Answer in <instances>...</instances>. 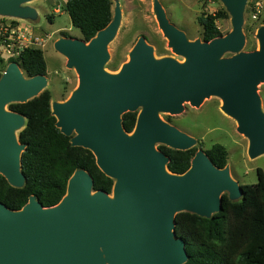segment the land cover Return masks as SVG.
I'll return each instance as SVG.
<instances>
[{
	"label": "water",
	"instance_id": "1",
	"mask_svg": "<svg viewBox=\"0 0 264 264\" xmlns=\"http://www.w3.org/2000/svg\"><path fill=\"white\" fill-rule=\"evenodd\" d=\"M30 0H0V13L28 17ZM232 14L233 29L211 40H190L169 20L160 0H154L159 25L174 52L185 57H156L144 36L117 72H109L108 45L121 17L89 40L62 36L57 51L79 74V86L64 102L52 104L56 125L74 146L90 149L100 169L115 179L111 192L94 189L86 169L70 177L61 201L44 206L35 196L20 209L0 202V264H185L186 241L176 232V215L190 211L210 217L222 209L223 194L237 200L241 184L229 165L220 168L199 149L184 173L169 170L161 142L186 150L197 139L159 115L178 113L184 101L199 106L207 96L223 99L222 110L238 122L249 138L251 157L264 154V110L258 84L264 81V26L260 46L244 50L246 0H223ZM231 56H223L225 52ZM47 85L46 74L28 77L11 61L0 78V173L16 187L24 185L17 129L26 125L23 113L7 103L27 102ZM128 132L123 115L137 111Z\"/></svg>",
	"mask_w": 264,
	"mask_h": 264
},
{
	"label": "trees",
	"instance_id": "2",
	"mask_svg": "<svg viewBox=\"0 0 264 264\" xmlns=\"http://www.w3.org/2000/svg\"><path fill=\"white\" fill-rule=\"evenodd\" d=\"M72 24L89 40L113 19L112 0H67L64 6ZM225 8L198 16L203 26V39L211 40L224 35L217 20L228 17ZM17 24L16 21L13 22ZM64 36H69L62 33ZM17 61L26 76L47 74V62L41 48L24 47ZM3 69L0 67V78ZM52 94L45 89L27 102H15L10 108L23 113L27 120L19 132L26 145L22 152L23 186H13L0 173V202L12 209L23 207L31 196L44 206L61 201L67 191L72 174L78 169L88 170L94 177V189L111 192L115 179L98 166L94 153L83 146H74L71 136L65 135L56 125L52 113ZM137 111L123 115V124L131 132L136 123ZM170 157L168 168L174 173H184L191 165L197 147L186 150L161 145ZM207 154L215 165L223 168L228 163L229 152L225 145L214 143ZM256 183H241L243 196L233 200L223 194V206L210 217L182 211L176 215V232L186 241L188 259L185 264H264V168H257Z\"/></svg>",
	"mask_w": 264,
	"mask_h": 264
},
{
	"label": "rangeland",
	"instance_id": "3",
	"mask_svg": "<svg viewBox=\"0 0 264 264\" xmlns=\"http://www.w3.org/2000/svg\"><path fill=\"white\" fill-rule=\"evenodd\" d=\"M66 1L30 0L23 2L22 6L30 5L36 10L33 16L28 17H15L0 13V32L4 30V27L10 29L15 26L17 40V36H21L20 47L12 44L10 52L8 41L0 33V67L3 73L10 63V58L14 57L11 55L13 51L16 56L19 52L17 50H21L24 45L41 48L47 62V85L43 91L51 90L52 104L66 101L79 86L78 72L67 65L68 58L57 51L54 46L55 41L63 36L62 33L83 38V33L72 24L70 15L64 9ZM160 1L171 23L183 30L190 40H203V26L199 23L198 16L203 13H214L222 8L228 11L229 16L218 19V26L224 35L233 29L232 14L223 0ZM259 4L261 11L257 13ZM118 8L121 11V17L118 30L108 45L109 59L105 64L106 70L119 71L122 65L130 59L131 50L142 36L153 46L156 57L171 56L181 62L185 60L184 56L174 52L169 45V40L159 25L154 0H112L113 17ZM14 21L17 24H14ZM262 26H264V0H246L243 20V30L246 34L244 50L251 51L259 48L260 41L257 32ZM25 40H30V42H25ZM232 54L234 53L227 51L223 56ZM257 87L264 110V81H261ZM10 104L7 103L5 107L11 109ZM222 104L223 99L220 96L210 95L199 106L191 104L190 101H184V109L181 112L160 111L159 115L165 121L195 137L197 150L206 151L214 143L225 145L229 152L227 165L230 167L232 176L240 184L256 183L257 168H264V154L257 157L249 155V138L238 130L237 120L222 110ZM138 113L139 110H137V115ZM20 131L21 129H17V135ZM161 145L165 144L161 142L155 144L159 149Z\"/></svg>",
	"mask_w": 264,
	"mask_h": 264
},
{
	"label": "built area",
	"instance_id": "4",
	"mask_svg": "<svg viewBox=\"0 0 264 264\" xmlns=\"http://www.w3.org/2000/svg\"><path fill=\"white\" fill-rule=\"evenodd\" d=\"M260 11H261V6L259 4V6L257 7V13L260 12ZM254 16L256 17L257 15L255 14ZM3 29H4V30H2L3 32L1 31L0 33H1V36L2 37L5 36V40L8 41L9 51L11 52L10 48H11L12 44H14V45L17 44V47H20L19 39H20L21 36H17L18 37V40H17V38H16L17 28L15 26H13L10 29H8V27H4ZM22 37H24V35H22ZM15 41H17V43ZM26 41L30 42V40H25V42ZM38 42H40V41H38ZM27 46H30V45H24L23 48L27 47ZM21 50H17L19 52H18V54L16 56L14 55V51H13V53H11V55L14 56V57H17ZM17 51H15V52H17Z\"/></svg>",
	"mask_w": 264,
	"mask_h": 264
},
{
	"label": "flooded vegetation",
	"instance_id": "5",
	"mask_svg": "<svg viewBox=\"0 0 264 264\" xmlns=\"http://www.w3.org/2000/svg\"><path fill=\"white\" fill-rule=\"evenodd\" d=\"M22 130V129H21Z\"/></svg>",
	"mask_w": 264,
	"mask_h": 264
}]
</instances>
